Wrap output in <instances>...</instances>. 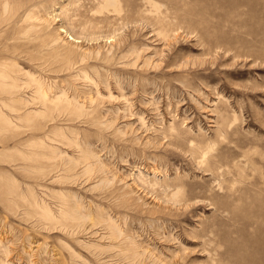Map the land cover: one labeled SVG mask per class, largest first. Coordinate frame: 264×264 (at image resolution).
Segmentation results:
<instances>
[{"label": "rangeland", "instance_id": "1", "mask_svg": "<svg viewBox=\"0 0 264 264\" xmlns=\"http://www.w3.org/2000/svg\"><path fill=\"white\" fill-rule=\"evenodd\" d=\"M2 69L0 264H264V0H0Z\"/></svg>", "mask_w": 264, "mask_h": 264}, {"label": "bare ground", "instance_id": "2", "mask_svg": "<svg viewBox=\"0 0 264 264\" xmlns=\"http://www.w3.org/2000/svg\"><path fill=\"white\" fill-rule=\"evenodd\" d=\"M27 3H25V5H26ZM27 6V5H26ZM26 6H24L25 8L24 9H26L27 7ZM162 31V33H165L164 35H166V33L167 32H169V30H167V29H161ZM174 31V30H173ZM173 31H171L170 30V32H173ZM219 47V46H218ZM224 50V49H223ZM228 51V50H227ZM217 53V52H216ZM213 61H215V60H213ZM204 63V62H203ZM0 78H2V80H4L5 79V71L2 69V71L0 70ZM227 131V130H226ZM226 131H223V133L225 132L226 133ZM169 137L171 138V137H173V136H171V135H169ZM165 142V141H164ZM168 144V143H167ZM169 145V144H168ZM167 145V146H168ZM171 145V144H170ZM169 145V146H170ZM173 145V144H172ZM173 147H175V149H176V151L177 150H179V153L178 154H180L181 152H183L185 155H187L189 158H190V165L192 166V165H195L196 166V170H199V171H202V172H204L205 174L206 173H210V176H212V175H215V176H217V177H219L220 175V177L219 178H221L222 176H224L223 174L225 173V172H223V170H222V172H223V174L219 171V169L218 170H214L213 168H211V166L209 165V161H210V157L208 156L209 154H210V150L208 149H197V148H188L187 150H186V152L185 151H183L182 149H184V148H182V145H181V142H174V145H173ZM169 148V147H168ZM180 148H181V150H180ZM186 149V148H185ZM174 151V150H173ZM175 152H173V154H172V156L173 155H175L174 154ZM177 153V152H176ZM181 155V154H180ZM175 156H177V155H175ZM183 157V156H182ZM178 158V157H177ZM179 158H180V156H179ZM182 159V158H181ZM218 168H220V167H218ZM194 169V168H193ZM221 169V168H220ZM155 173V172H154ZM209 175V174H208ZM228 176V175H227ZM226 175L224 176V177H227ZM219 178H218V180H219ZM167 188H170V187H168L167 186ZM262 191V190H261Z\"/></svg>", "mask_w": 264, "mask_h": 264}]
</instances>
